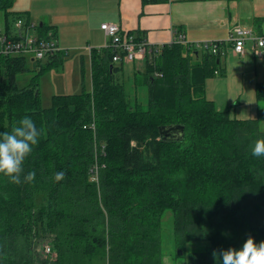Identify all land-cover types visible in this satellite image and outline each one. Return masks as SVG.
<instances>
[{"label":"trees","instance_id":"obj_1","mask_svg":"<svg viewBox=\"0 0 264 264\" xmlns=\"http://www.w3.org/2000/svg\"><path fill=\"white\" fill-rule=\"evenodd\" d=\"M13 3L0 0L7 31L29 20ZM61 52L44 64L0 53V132L25 115L42 130L21 182L0 174V264H163L170 247L184 264H214V252L222 261L248 236L264 241V156L252 155L264 107L239 120L206 98L207 79L224 73L218 55L178 41L152 48L135 72L146 88L138 100L122 85L117 51L92 48L91 88L42 107L39 78ZM24 72L33 75L20 86ZM255 95L264 101V81ZM169 124L184 126L183 139L160 138Z\"/></svg>","mask_w":264,"mask_h":264},{"label":"crops","instance_id":"obj_2","mask_svg":"<svg viewBox=\"0 0 264 264\" xmlns=\"http://www.w3.org/2000/svg\"><path fill=\"white\" fill-rule=\"evenodd\" d=\"M13 9L30 21L34 22V15L40 25L44 23L60 49L72 46L59 32L60 21L69 30L70 19L79 14L91 19L86 37L89 51L109 41L100 29L104 22L117 23L155 47L170 44L178 34L188 43L224 42L237 27L247 26L253 34H264V0H14ZM251 47L252 41L247 40L244 53L239 55L226 44L225 55L219 56L224 73L205 83L206 98L234 119H254L257 109L264 107V101L255 95L256 83L264 81V49L258 58ZM260 128L264 132V121ZM163 264H184V259L165 254Z\"/></svg>","mask_w":264,"mask_h":264},{"label":"built area","instance_id":"obj_3","mask_svg":"<svg viewBox=\"0 0 264 264\" xmlns=\"http://www.w3.org/2000/svg\"><path fill=\"white\" fill-rule=\"evenodd\" d=\"M100 29L108 37L101 48L113 47L117 51L113 55L112 61L115 63L137 62L144 63L147 54L152 48L157 47L147 45L145 41L136 39L130 32L123 30L117 23H101ZM247 40L252 41V52L258 58L262 57L264 49V34H253L250 28L237 27L233 35H230L224 42L201 41L188 43L181 35H177L172 42H181L194 46L199 50H207L212 54L223 56L226 53L225 45L229 44L235 53H244V44ZM171 42V43H172ZM62 51L56 40L52 36L42 37L37 33V24L30 20L17 18L11 31H7L3 23L0 24V53L11 56H23L32 60L47 59L50 56ZM50 247L45 245L44 252L49 253Z\"/></svg>","mask_w":264,"mask_h":264},{"label":"rangeland","instance_id":"obj_4","mask_svg":"<svg viewBox=\"0 0 264 264\" xmlns=\"http://www.w3.org/2000/svg\"><path fill=\"white\" fill-rule=\"evenodd\" d=\"M81 16L83 15L79 14L74 19H70L71 27L69 30H66L64 23L60 21L59 32L62 36L67 37V42L72 44V46L66 49L63 48L62 51H65V55L62 62L42 73L39 78L40 102L42 107H47L51 104V96L54 94H73L80 92L83 88L85 90L91 88L89 71V47L91 45L88 46L86 39L88 28L90 27L89 21L91 19L89 15L86 17ZM33 18L37 25L41 22L34 15ZM60 19L62 20V18ZM37 33L39 36L48 37L45 29L39 30L37 28ZM45 59L40 60L42 64L46 63ZM123 66L122 73L119 76L126 93L129 95L128 97H136L138 100L145 98L146 88L144 86L135 87L134 85L136 69H141L143 65L138 66L137 62L136 64L134 62H127ZM17 75L18 84L22 86L29 82L33 72H24ZM167 216L171 215L168 214ZM167 216L162 222L164 227H168V220H170ZM172 249L170 247L165 254L174 257Z\"/></svg>","mask_w":264,"mask_h":264},{"label":"clouds","instance_id":"obj_5","mask_svg":"<svg viewBox=\"0 0 264 264\" xmlns=\"http://www.w3.org/2000/svg\"><path fill=\"white\" fill-rule=\"evenodd\" d=\"M41 135L42 130L28 115L10 132H0V174L7 176L13 183H20L23 163L33 147L39 143ZM252 155L264 156V139L255 142ZM63 178V171L55 174L56 181ZM23 179L31 182L35 179V172H28ZM213 259L214 264H264V241L257 243L252 236H248L239 248L229 246L222 250V261L215 252Z\"/></svg>","mask_w":264,"mask_h":264},{"label":"water","instance_id":"obj_6","mask_svg":"<svg viewBox=\"0 0 264 264\" xmlns=\"http://www.w3.org/2000/svg\"><path fill=\"white\" fill-rule=\"evenodd\" d=\"M160 138L166 141H179L184 137V126L181 124H169L158 128Z\"/></svg>","mask_w":264,"mask_h":264}]
</instances>
